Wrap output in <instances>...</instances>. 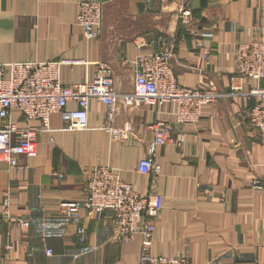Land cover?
<instances>
[{"label": "crops", "instance_id": "0c3cea01", "mask_svg": "<svg viewBox=\"0 0 264 264\" xmlns=\"http://www.w3.org/2000/svg\"><path fill=\"white\" fill-rule=\"evenodd\" d=\"M78 1L0 0V62L79 61L61 66L63 84L92 77L95 63L104 62L122 97L134 91L136 42L165 33L175 39L170 65L179 84L219 96L198 122L176 125L157 147L160 174L135 166L153 138L148 125L174 121L173 103L160 109L119 100L110 130L102 127L106 106L95 99L88 129L64 130L67 122L52 113L50 129L37 135L36 156L19 158L20 173L0 162V264H141L140 237L118 242L109 211L80 210L81 253L76 224L57 212L62 200L84 201L93 165L120 168L124 181L157 202L153 254L185 255L192 264H264V150L247 116L255 100L229 95L228 85L231 45L264 31V0H101L103 17L90 40L76 23ZM182 6L192 12L187 27L178 21ZM200 32L212 34L201 37L202 48L195 45Z\"/></svg>", "mask_w": 264, "mask_h": 264}, {"label": "built area", "instance_id": "2783aa9c", "mask_svg": "<svg viewBox=\"0 0 264 264\" xmlns=\"http://www.w3.org/2000/svg\"><path fill=\"white\" fill-rule=\"evenodd\" d=\"M102 7L101 0L77 2L76 23L82 27L84 39H95L98 35ZM191 17L188 7H180L178 21L182 26H189ZM211 35L210 32H200L195 37V45L202 48L201 37ZM174 41L172 36L160 33L136 42L138 52L130 58L134 91L122 97L113 88L111 68L104 62L95 63L92 77L66 84L61 81V66L79 61L66 58L0 62V162L7 163L9 168L20 173L19 158L21 155L36 156L37 135L50 129L52 113H59L61 119L67 122L64 130L88 129L89 102L92 99L106 106V121L102 126L105 130H110L119 100L128 107L140 103L157 105L160 109L173 103L174 121L162 118L148 125L153 138L147 145V154L135 166L141 174H160L161 166L155 161L157 147L171 139L176 125L198 122L203 108L219 96L215 92L207 93L201 88L179 84L170 65ZM230 53L234 57L235 70L229 76V95H244L255 100L248 107L247 116L251 127L258 132L259 144L264 150V31L260 28L251 41L232 44ZM203 58L207 62L206 52ZM246 81L251 84L248 88ZM68 101H73L76 107L66 108ZM14 114H17L16 118ZM90 168L85 181L84 201L62 200L57 206L59 215L76 224L75 232L81 245L79 253L84 251L82 244L86 235L80 210L91 213L109 211L113 215L114 237L118 242L140 237L141 264H192L185 255L152 253L155 223L159 215V206L153 198L141 195L134 186L124 181L120 168L104 165ZM58 177L61 175L58 174ZM252 186L262 188L257 180L252 182ZM21 224L24 226L27 222ZM51 253V249H46L47 255Z\"/></svg>", "mask_w": 264, "mask_h": 264}]
</instances>
